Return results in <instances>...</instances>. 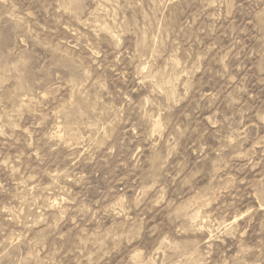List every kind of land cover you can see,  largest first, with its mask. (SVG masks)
Instances as JSON below:
<instances>
[{
    "label": "rangeland",
    "instance_id": "374dc122",
    "mask_svg": "<svg viewBox=\"0 0 264 264\" xmlns=\"http://www.w3.org/2000/svg\"><path fill=\"white\" fill-rule=\"evenodd\" d=\"M0 264H264V0H0Z\"/></svg>",
    "mask_w": 264,
    "mask_h": 264
}]
</instances>
